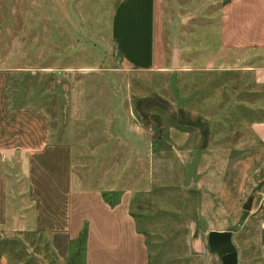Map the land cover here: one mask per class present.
I'll return each instance as SVG.
<instances>
[{"label":"rangeland","instance_id":"374dc122","mask_svg":"<svg viewBox=\"0 0 264 264\" xmlns=\"http://www.w3.org/2000/svg\"><path fill=\"white\" fill-rule=\"evenodd\" d=\"M225 2L158 0L156 35L165 68L116 71L109 53L110 9L106 4L0 0V61L7 64L11 49L15 56L9 65L21 70L13 78L14 93L46 110L58 138L72 144L73 171L86 186L101 187L111 200H118L121 189L131 190L130 209L146 238L151 264H197L180 215L186 179L199 178L204 192L212 196L238 156L260 150L248 124L264 116L259 111L264 106V89L244 70L257 61L249 56L252 51L247 50L245 38L231 40V34L236 37L241 27L246 29L245 24H231L244 19L246 4L232 8ZM46 16L50 22L47 36L38 24ZM222 17L230 34L221 42L215 34L220 33ZM40 32L47 44L46 57L41 59L32 55L39 50ZM173 51L182 68L170 67ZM24 52L27 56H20ZM39 66L50 70H35ZM155 97L160 99L158 105L147 104ZM166 101L192 114L194 126L206 128V148L191 149L193 153L176 151L160 133L151 148L135 150L141 133L144 140L148 138L144 130L184 129L170 118ZM145 111L157 116L158 123L145 118ZM185 131L184 148H190L195 139L198 146L200 136L189 128ZM187 160L192 166L186 168ZM246 188L252 193L255 212L244 228L256 236L264 218L263 154L248 174ZM20 236L1 232L0 253L6 264H83L81 252L73 254L75 242L61 260L34 235Z\"/></svg>","mask_w":264,"mask_h":264},{"label":"crops","instance_id":"0c3cea01","mask_svg":"<svg viewBox=\"0 0 264 264\" xmlns=\"http://www.w3.org/2000/svg\"><path fill=\"white\" fill-rule=\"evenodd\" d=\"M65 1L68 4L96 2L109 7V53L114 62L113 70L165 68L156 35L158 0ZM226 1L232 8L246 4L244 19L237 18L231 22L232 25L245 24L246 29L244 31L241 27L236 37L231 34V40L240 36L248 42L247 50L252 51L249 56L257 63L245 66L244 70H249L252 82L262 87L264 0ZM54 23L56 29L59 25L57 18ZM38 24L45 35L47 24H50L47 16L40 17ZM224 25L226 21L222 17L220 33L215 34V39L221 42L230 34ZM40 34L39 50L32 54L39 59L45 58L47 51V34L43 38L44 44ZM12 47L15 48L14 45ZM7 56V64L0 61V234L7 230L11 236L21 237L28 232L43 241L52 254L62 260L70 254L74 242L75 254L79 234L84 230L80 249L83 264H151L153 258L148 255L146 238L138 231V218L130 209L133 203L131 190L121 189L117 202L110 206L102 197L101 187L86 186L80 180L73 171L72 144L58 138V131L55 126L52 130L50 117L43 107L22 101L20 95L14 93L13 78L21 70L9 65L15 56L11 49ZM20 56L27 55L24 52ZM176 66L182 68L179 57L173 60L172 53L170 67L174 69ZM35 70L47 71L50 68L39 66ZM155 98L147 104L158 105L160 99ZM166 106L172 121L184 129L168 126L164 131L144 130L148 138L144 140L141 133L135 150L144 152L151 148L160 133L166 135L176 151L206 148V128L194 126V116L181 107L176 109L167 101ZM144 116L158 123V117L152 116L151 112L145 111ZM185 128L200 136L198 146L195 139L190 148H184L188 135ZM248 129L260 150L238 156L218 181L212 196L204 192L199 178L197 180L193 176L186 179L187 184L181 191L180 215L188 234V249L197 264H264V218L257 226L258 235L251 236L244 228L255 212L251 207L252 193L246 188V182L256 159L264 155V116L249 122ZM183 166H192L191 161H185ZM247 199L248 208L245 207ZM6 263L5 255L0 253V264Z\"/></svg>","mask_w":264,"mask_h":264},{"label":"trees","instance_id":"16d2710c","mask_svg":"<svg viewBox=\"0 0 264 264\" xmlns=\"http://www.w3.org/2000/svg\"><path fill=\"white\" fill-rule=\"evenodd\" d=\"M262 87L264 89V85ZM259 111L264 112V106L262 108H260ZM102 197H103L104 201H106V203L108 205H110V206L114 205L117 202L116 198L111 200V199H109V195L104 194V192H102ZM84 236H85V231L83 230L79 234V238H78V241H77V248H76L75 254L79 253V251H80V249L82 247L83 241H84Z\"/></svg>","mask_w":264,"mask_h":264},{"label":"water","instance_id":"95a60500","mask_svg":"<svg viewBox=\"0 0 264 264\" xmlns=\"http://www.w3.org/2000/svg\"><path fill=\"white\" fill-rule=\"evenodd\" d=\"M175 58H176V51H173V60H175ZM248 204H249V199L246 200L245 207L248 208Z\"/></svg>","mask_w":264,"mask_h":264}]
</instances>
